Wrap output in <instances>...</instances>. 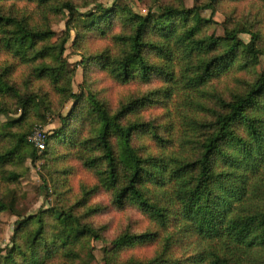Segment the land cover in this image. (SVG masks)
I'll return each instance as SVG.
<instances>
[{
	"label": "trees",
	"instance_id": "1",
	"mask_svg": "<svg viewBox=\"0 0 264 264\" xmlns=\"http://www.w3.org/2000/svg\"><path fill=\"white\" fill-rule=\"evenodd\" d=\"M10 1L0 0V52L32 64L31 76L48 81L72 106L67 114L59 113V128L45 135L46 147L39 150L29 142L28 125L41 111L53 113L47 94L30 90L31 77L20 87L11 78L12 65H0V179L17 183V170L28 161L36 166L45 160L52 174L60 159L72 156L96 184L82 185L70 201L58 183L57 205L24 217L15 192L0 183V215L19 217L11 245L0 248V264H100L92 242L104 243V264H264V72L250 82L239 80L242 88L226 95L214 86L259 66L262 22H235L225 13L223 34L215 36L207 34L213 20L202 14L216 13L227 0H207L193 8L180 0L158 3L146 15L128 5L98 3L81 13L67 0L59 6L68 13L65 34L53 43L47 17L35 25L27 17L5 15L3 4ZM24 1L45 11L54 10L59 0ZM73 32L76 46L93 32L118 46L115 53L106 48L84 57L80 64L86 69L96 66L124 84L159 79L161 87L125 97L116 110L88 87L75 92L76 69L65 58ZM174 96L181 99L171 113L179 119L171 125L177 136L164 138L142 113ZM18 111L20 118H9ZM2 116L8 120L2 122ZM102 191L111 206L136 209L150 227L106 240L104 227L93 221L106 207L91 203ZM156 243L148 260L121 259L125 249Z\"/></svg>",
	"mask_w": 264,
	"mask_h": 264
},
{
	"label": "rangeland",
	"instance_id": "2",
	"mask_svg": "<svg viewBox=\"0 0 264 264\" xmlns=\"http://www.w3.org/2000/svg\"><path fill=\"white\" fill-rule=\"evenodd\" d=\"M62 1L55 2L53 9L43 11L35 3H30L24 0H13L3 4L5 15H10L17 18L27 17L35 25H42L47 17L48 25L51 27L54 34L52 42L56 43L61 39L66 30L67 12H61L59 6ZM72 1L79 7L81 13L93 11L95 4H103L108 7L115 5H128L134 12L146 15L150 9L156 11V6L160 4L173 3L175 0H68ZM186 8H193L205 3L207 0H180ZM158 3H160L158 5ZM56 8V9H55ZM225 13L233 17L235 22L241 19H248V21H255L259 19L264 28V4L258 0H246L241 3H231L230 0L221 2L216 13L211 11L203 12L202 16L207 20L212 19L213 23L207 31L208 35L222 36V26L226 22L227 16ZM257 26L256 28H259ZM242 38L249 40L250 37L243 35ZM75 32L72 33V40L67 46L65 58L68 61L69 68L76 69V76L73 82L74 91L79 92L81 87H88L92 92L96 93L99 98L107 102L112 110H116L119 103L127 96H142L155 89L161 87V81L155 79L149 84L140 81H131L129 83H120L109 79L107 74L101 72L96 66H89L88 69L83 67L80 62L84 57L102 52L108 48L112 53L118 49L111 37L101 39L93 33H88L84 42L80 46H76ZM12 65L11 78L20 87H24V82L31 77L30 90H40L43 94H47L50 101V107L53 113L41 111L39 115L30 117L29 127H31V135L29 142L35 146L34 138L40 139V135H47L59 128V113L65 115L71 109V103H64L60 97L52 90L48 81L39 80L32 74V64H24L19 60L13 59L5 51L0 52V65ZM264 72V57L261 63L252 72H240L237 74H230L227 78L214 84L216 90L221 94H229L231 92L240 90L242 87L240 83L243 81L250 82L255 78L256 74ZM241 80V82H239ZM214 104L213 99H209ZM161 101V102H160ZM180 100L174 96L170 99L161 98L158 102L152 103L148 106L142 115L146 121L152 123L160 135L164 138L177 136L175 130L172 128L173 122L176 123L179 119L172 118L173 110L179 106ZM172 113V115H171ZM23 115L21 111L10 114L11 119L20 118ZM6 116L1 117L2 122H6ZM171 130V131H169ZM171 133V135H169ZM152 150H155L154 144L149 142ZM36 147V146H35ZM58 153L62 156L65 153L64 149L59 150ZM62 158V157H60ZM21 177L17 183H8L0 179V183L8 187L5 190L11 189L16 194V208L20 215L27 217L29 215L37 214L40 210L52 208L57 205V193H54V187L65 186L66 197L72 201L79 195L82 185L93 187L95 179L91 172L85 169L81 163L77 162L72 156L60 159L52 169V174H49L45 169V160H40L36 166L29 161L25 168L17 170ZM58 172V173H55ZM65 172V173H64ZM45 184L47 186H45ZM49 187V191L47 190ZM92 204H100L106 207V211L99 216L93 218L96 225L104 227V236L106 240L113 241L123 232L142 233L145 232L150 224L148 220L136 209L128 207L125 210H117L110 204V199L105 192H99L91 201ZM19 217L5 212L0 215V248H5L11 245V238L16 228V223ZM96 260L100 264L103 262V242H92ZM159 245L143 244L136 245L132 248L125 249L122 252L121 259L135 258L137 260H148L157 251Z\"/></svg>",
	"mask_w": 264,
	"mask_h": 264
},
{
	"label": "built area",
	"instance_id": "3",
	"mask_svg": "<svg viewBox=\"0 0 264 264\" xmlns=\"http://www.w3.org/2000/svg\"><path fill=\"white\" fill-rule=\"evenodd\" d=\"M34 141H37L35 142V146L39 149V150H44L45 147H46V144H45V135H40V139L37 140V138H34Z\"/></svg>",
	"mask_w": 264,
	"mask_h": 264
}]
</instances>
